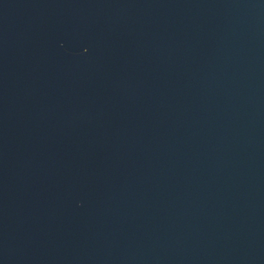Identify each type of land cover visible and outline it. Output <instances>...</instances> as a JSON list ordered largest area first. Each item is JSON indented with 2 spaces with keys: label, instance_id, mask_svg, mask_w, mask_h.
Wrapping results in <instances>:
<instances>
[{
  "label": "water",
  "instance_id": "95a60500",
  "mask_svg": "<svg viewBox=\"0 0 264 264\" xmlns=\"http://www.w3.org/2000/svg\"><path fill=\"white\" fill-rule=\"evenodd\" d=\"M0 264H264V0H0Z\"/></svg>",
  "mask_w": 264,
  "mask_h": 264
}]
</instances>
